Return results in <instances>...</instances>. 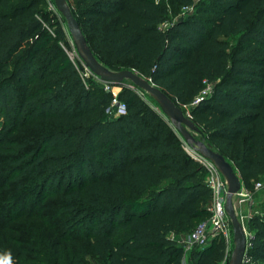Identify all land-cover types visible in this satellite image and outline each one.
Instances as JSON below:
<instances>
[{
	"label": "trees",
	"instance_id": "16d2710c",
	"mask_svg": "<svg viewBox=\"0 0 264 264\" xmlns=\"http://www.w3.org/2000/svg\"><path fill=\"white\" fill-rule=\"evenodd\" d=\"M49 2L0 0V264H184L171 236L209 218L205 171L132 83L113 85L127 111L109 114L114 93L86 83ZM68 3L98 60L189 107L195 138L253 192L264 179V0ZM247 224L244 264H264V210ZM229 257L220 237L187 264Z\"/></svg>",
	"mask_w": 264,
	"mask_h": 264
},
{
	"label": "water",
	"instance_id": "95a60500",
	"mask_svg": "<svg viewBox=\"0 0 264 264\" xmlns=\"http://www.w3.org/2000/svg\"><path fill=\"white\" fill-rule=\"evenodd\" d=\"M54 4L57 12L61 14L66 21L67 30L71 35L73 45L79 58L91 74L108 84L120 85L124 82H130L135 87L150 95L182 139L186 141L190 147L212 161L221 172L228 183V195L225 209L231 220L233 232L234 248L230 254L229 264H244L248 236L244 226L238 218L235 204L236 196L241 192L243 186L242 179L237 173L234 165L229 162L224 155L214 150L211 145L195 138V134L201 133V129L192 120L191 112H184V110L161 88L134 70L127 69L116 72L104 66L90 47L79 22L73 15L68 0H54Z\"/></svg>",
	"mask_w": 264,
	"mask_h": 264
},
{
	"label": "built area",
	"instance_id": "2783aa9c",
	"mask_svg": "<svg viewBox=\"0 0 264 264\" xmlns=\"http://www.w3.org/2000/svg\"><path fill=\"white\" fill-rule=\"evenodd\" d=\"M192 8H185L184 12L191 11ZM84 68H86L84 66ZM87 69V68H86ZM88 70V69H87ZM89 71V70H88ZM91 74V72L89 71ZM94 76L93 74H91ZM86 78V75H84ZM83 76V77H84ZM96 81L102 82L98 77L94 76ZM104 83V82H102ZM104 89L106 91H111L114 93V98L111 104L110 109L108 110L109 114L112 116H122L126 114L127 107L125 103L119 102L117 98V92H114L113 84L104 83ZM211 92V87L208 86L201 94L196 98L193 105L199 104L205 97H207ZM184 147L188 155L194 159L198 164L203 168L206 173V183L211 189L212 198L209 206L210 216L207 220L200 222L188 235L183 239H175L177 243L183 248L184 251V264H187V259L190 252L196 248H205L211 244V242L216 238H224L228 246L229 256L231 254V245L233 244V232L231 220L226 212L225 205L228 195V183L221 174V172L216 168V166L209 159L201 155L197 150L190 147L186 141H184ZM258 191H264V183L259 181L255 184L253 192L242 191L236 196L237 205L239 208L241 205H249V212L253 208V193ZM236 204V202H235ZM237 210V208H236ZM238 218L248 236L247 249L249 247V233L246 227V223L250 216L244 214L240 210H237ZM246 257V256H245ZM230 258V257H229ZM245 262V260H244ZM221 264H229V261L224 260Z\"/></svg>",
	"mask_w": 264,
	"mask_h": 264
},
{
	"label": "rangeland",
	"instance_id": "374dc122",
	"mask_svg": "<svg viewBox=\"0 0 264 264\" xmlns=\"http://www.w3.org/2000/svg\"><path fill=\"white\" fill-rule=\"evenodd\" d=\"M49 4H50V2H49ZM50 8L51 9H53V10H56V8H55V6H54V4H50ZM56 12H57V10H56ZM58 13V12H57ZM66 25V24H65ZM71 44H73V43H71ZM74 45H72V50L71 51H69L68 53H69V55L72 57V59L75 61V63L77 64V66L79 67V69H80V72H81V74L84 76V75H86V83L87 84H92V83H94V82H96V79L94 78V76H92L90 73H89V71L86 69V68H84V64H83V62L81 61V59L79 58V56H78V54H77V51H75L74 50V47H73ZM81 66H83V68L81 69ZM85 77V76H84ZM185 109V111L187 112V113H189L190 112V108L189 107H185L184 108ZM197 137H198V135H196ZM235 169H236V167H235ZM236 171H237V173L239 174V171H238V169H236ZM240 175V174H239ZM262 181V183H264V179H262L261 180ZM242 184L244 185V183H243V181H242ZM235 202H236V204H237V199H235ZM261 203H259L258 204V206L257 207H253L252 209H251V212H247V214L251 217V215L253 214V213H255L256 211H263L264 210V207H263V205H264V195H263V197H262V199H261V201H260ZM238 207H237V209L239 210L240 208H239V205H237ZM246 227H248V224L246 223ZM186 235H183V236H179V237H174V236H172V237H174V238H176V239H183L184 237H185ZM233 248H234V245H231V252H232V250H233ZM92 264H98V263H96V262H92Z\"/></svg>",
	"mask_w": 264,
	"mask_h": 264
},
{
	"label": "crops",
	"instance_id": "0c3cea01",
	"mask_svg": "<svg viewBox=\"0 0 264 264\" xmlns=\"http://www.w3.org/2000/svg\"><path fill=\"white\" fill-rule=\"evenodd\" d=\"M196 135V134H195ZM242 191H246L245 190V187H244V185L242 184ZM253 195V199H252V201H253V207H257L258 206V204L259 203H261L260 201H261V199H262V197H263V195H264V191H258V192H255V193H253L252 194ZM238 206H237V204H236V208H237ZM249 205H246V204H243V205H241L240 206V211L241 212H243L244 214H247V212H249ZM238 210V209H237ZM238 210V211H239ZM183 236V235H182ZM172 237V236H171ZM179 237V236H178Z\"/></svg>",
	"mask_w": 264,
	"mask_h": 264
}]
</instances>
